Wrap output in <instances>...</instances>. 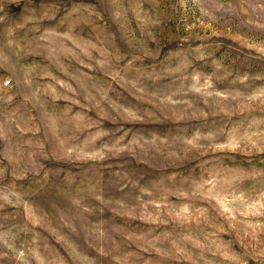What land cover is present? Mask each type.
<instances>
[{
    "label": "rangeland",
    "instance_id": "374dc122",
    "mask_svg": "<svg viewBox=\"0 0 264 264\" xmlns=\"http://www.w3.org/2000/svg\"><path fill=\"white\" fill-rule=\"evenodd\" d=\"M0 264H264V0H0Z\"/></svg>",
    "mask_w": 264,
    "mask_h": 264
}]
</instances>
